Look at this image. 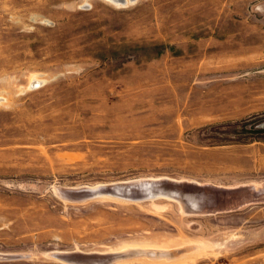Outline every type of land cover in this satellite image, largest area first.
Wrapping results in <instances>:
<instances>
[{
	"label": "rangeland",
	"instance_id": "obj_1",
	"mask_svg": "<svg viewBox=\"0 0 264 264\" xmlns=\"http://www.w3.org/2000/svg\"><path fill=\"white\" fill-rule=\"evenodd\" d=\"M0 264H264V0H0Z\"/></svg>",
	"mask_w": 264,
	"mask_h": 264
},
{
	"label": "water",
	"instance_id": "obj_2",
	"mask_svg": "<svg viewBox=\"0 0 264 264\" xmlns=\"http://www.w3.org/2000/svg\"><path fill=\"white\" fill-rule=\"evenodd\" d=\"M119 2L124 3L123 0H119ZM165 184V185H164ZM164 186H173L172 184H168L166 182H159V183H148L145 182L141 185H115L110 187H103L102 189H98L95 191H83L81 193H72V196H91L94 194H98L101 192H109L113 194H123L127 198H146L155 195H165L170 197H177L172 189H168L171 187H164ZM136 193V194H134ZM179 198V197H178ZM189 199V200H188ZM186 201L189 203H193L194 199L188 198ZM195 204V203H193Z\"/></svg>",
	"mask_w": 264,
	"mask_h": 264
},
{
	"label": "bare ground",
	"instance_id": "obj_3",
	"mask_svg": "<svg viewBox=\"0 0 264 264\" xmlns=\"http://www.w3.org/2000/svg\"><path fill=\"white\" fill-rule=\"evenodd\" d=\"M112 1L115 2V3H120L119 0H112ZM123 1H124V3H125V2L131 1V0H123ZM124 3H123V4H124ZM191 192H192V191H191ZM193 203H195V202H193Z\"/></svg>",
	"mask_w": 264,
	"mask_h": 264
}]
</instances>
